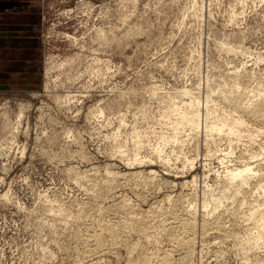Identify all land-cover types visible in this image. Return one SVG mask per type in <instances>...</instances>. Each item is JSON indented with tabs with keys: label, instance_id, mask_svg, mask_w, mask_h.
<instances>
[{
	"label": "rangeland",
	"instance_id": "1",
	"mask_svg": "<svg viewBox=\"0 0 264 264\" xmlns=\"http://www.w3.org/2000/svg\"><path fill=\"white\" fill-rule=\"evenodd\" d=\"M18 2L21 11L0 10V264H151L138 259L173 244L158 226L172 221L168 214L176 200L195 196L192 251L184 259L173 254L175 264H264V237L256 248L245 243L256 230L255 222L243 221L247 204L231 215L240 197L228 210L224 205L217 210L237 237L217 231L215 214L202 210V190L215 184L223 164L209 156L201 139L197 146L168 144L172 162L165 166L149 148L141 149V163L120 160L110 138L117 132L124 139L134 125H155L154 118L151 125L140 117L138 106L145 103L147 113L156 116V93L188 87L204 94L205 82L215 89L240 75L249 90L260 84L264 94V0H198L197 8L194 0ZM100 28L114 29L122 39L103 45L96 38ZM230 47L234 51L226 50ZM72 57L74 64L56 68ZM13 61L18 64L7 69ZM113 87L145 88V93H131L103 114L94 111L115 97ZM261 127L252 146L238 144L233 162L245 148L260 149L264 157ZM51 135L55 141L48 140ZM180 151L195 158L192 168H183ZM106 164L118 172L115 177L105 173ZM76 171L89 176L79 178ZM192 175L194 184L188 182ZM123 202L126 208L119 207ZM113 226L118 231L113 243L85 245L92 231Z\"/></svg>",
	"mask_w": 264,
	"mask_h": 264
},
{
	"label": "bare ground",
	"instance_id": "2",
	"mask_svg": "<svg viewBox=\"0 0 264 264\" xmlns=\"http://www.w3.org/2000/svg\"><path fill=\"white\" fill-rule=\"evenodd\" d=\"M197 1L198 0H194L193 6H195V8L199 6ZM119 13H121V11ZM122 16L123 17H121L122 19L120 20L124 23L127 16L125 17L124 14H122ZM128 17L130 18L131 16L128 15ZM135 27L136 26H134V28ZM101 28L98 31L96 37L99 39L101 44L110 46L112 42L120 40L121 37H117L114 29H110V32L107 33L108 30L106 31ZM117 28H119V26ZM139 30L141 29H138V32ZM124 31L126 30L124 29ZM135 32L136 30L132 29V33ZM122 37L125 38L126 35L123 34ZM227 49L229 51L233 50L232 47L226 48V50ZM75 59L76 57H72L66 60L64 63H59L60 65H58V67L56 66L57 64L55 66L59 69V67L61 68L63 65H71L74 61H76ZM97 69L100 70V68ZM99 73H101V75L104 74H102V72ZM239 76L240 75L235 76L234 80L231 81V83L223 81L216 84L217 86L215 89H213L212 84L205 82L206 89L204 94L195 93L191 88L188 87H182L174 90V92H167V94L164 95L157 94L154 89H152L151 94L156 93V95H158V103L156 109V112L158 110V113H155L158 117L154 116V113L153 116H151L149 112L147 113L148 106L145 103H141L138 106V113L139 115H141L140 117H142L143 120L146 121V123H150L149 121H151V118H154V123L158 124L159 126L157 127V125L155 124L158 129L153 127L155 125H147L144 128L142 127V129L138 128L137 125H134L122 140L117 138V132L113 133L112 135H110V138L113 141V149H111V152H114V154L120 160H124L126 163H141L145 159L144 155H140L141 149L149 148V150L155 154V156L159 159L160 162L163 163V165L168 166L170 165L171 161V157L165 152V147L168 144H176L178 148L183 147L184 145L187 146V144H194V146H197L200 143L201 139L203 145L208 149L207 151L209 156L212 157L217 155L216 157L219 159L221 165L223 164V170H221L220 172H215V184L205 185L204 189L202 190L200 198V206L202 210L207 214V216L210 214L213 216L215 214L212 225L217 231L222 234H233L235 237H237V231H229L228 228L224 225L222 221L223 212H217V210L220 206L223 205L226 206L225 210H228V204L232 205L236 201V199H239L238 197H240V204H238L236 209L231 212V215H234V213H240L239 209H241V206L243 204H247V211L242 212V217L244 219L243 221L251 220L255 222L256 226L254 228L256 230L255 232H253V241H246L245 243L249 245L248 248H256L259 244H261V238L264 237V160L262 162H258L259 160H262L263 156L260 157V152L262 151H260V149L249 150L245 148V151L242 152V155L237 158L238 162H233L232 157L236 149L238 148V144L242 142H245L249 145H251L252 143L254 144L257 138L261 136V133L263 132L261 125L264 126V94H262L260 92L261 89L258 88L260 86L262 87V85L258 84L256 91L254 89L249 90L248 85L243 80H241V76ZM115 89L117 90L115 97H109L111 98V100H107L108 102L106 103L103 102L105 105H102L101 103V105H99V103H95L96 105L94 111L99 114H103L105 109L116 107L117 105H119V102L124 100L125 97H127L129 94L139 93L143 96V94L145 93V88H141V91L137 89L135 90L132 88H126L124 90H120V92H118L119 89ZM213 90H216L217 96H215L216 94H214ZM251 92H253V94L250 95ZM67 97L69 98V96ZM222 102L227 103L228 105H222ZM23 113V107H21L19 110V114L23 115ZM253 121H261L263 123L260 125V127H256L252 125L251 122ZM120 123H124V119L122 117L120 118ZM152 123L153 122H151L150 124L152 125ZM48 137V140L55 141L56 136L51 135ZM221 142L226 143V147L224 149H220ZM21 146L23 147V145ZM217 151H219L220 153L218 152L219 154H217ZM180 152L182 154L177 156V159L181 160L183 168H192L195 158L188 157L187 155H185V153H183V151ZM78 155L82 159L86 158L82 150H79ZM207 171H210V169H208ZM76 173L79 178H86L89 176L86 172L76 171ZM105 173L108 175V177H115L118 174V172L113 170L109 164L105 165ZM195 181L196 176L192 175L188 182L190 184H194ZM247 196L253 197L251 198V203L248 201L249 197ZM181 198H179L180 200H176L174 202L172 211L168 214L169 218L172 219V221L168 224H160L158 226V233L163 237H167L168 239H170L173 243L172 247L167 250L154 253L153 255L145 254L140 256V258L138 257V260H140L142 263L143 261H148V263L152 262L151 264H175L174 262L176 261V259H173V254L178 253L179 256L184 259L186 255L192 251L194 238L191 231L194 227V215L193 212H190V209L195 208L198 201L196 196L187 200H184L183 198L182 200ZM259 198L261 199V201L259 200ZM226 200L230 201L229 203L224 204L226 203ZM126 206L127 204L124 202L123 204L119 205V207L121 208H126ZM100 210H103V208L101 207ZM65 215L69 216V213H66ZM137 220L140 219L137 217ZM104 228H100L99 230L97 228V230L92 231V233H87L88 235H86L89 238V242L86 244L84 242V244L88 247L91 246L95 248L101 246L107 241L113 243L116 240V233L118 231L114 229V226L113 228L109 227L107 230L106 228L104 230ZM149 236V234L144 233V237L146 240H148ZM239 244L241 245L240 247H242L244 243ZM248 260L249 257L246 258V262H248ZM252 264L258 263L256 261H253Z\"/></svg>",
	"mask_w": 264,
	"mask_h": 264
},
{
	"label": "crops",
	"instance_id": "3",
	"mask_svg": "<svg viewBox=\"0 0 264 264\" xmlns=\"http://www.w3.org/2000/svg\"><path fill=\"white\" fill-rule=\"evenodd\" d=\"M20 3L18 2V0H0V10H3V9H6V8H15V9H18L21 11L20 8H18V5ZM11 6H15V7H11ZM12 66L9 65L7 67V69H11V68H14L16 64H18V62H11Z\"/></svg>",
	"mask_w": 264,
	"mask_h": 264
}]
</instances>
